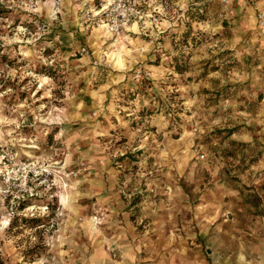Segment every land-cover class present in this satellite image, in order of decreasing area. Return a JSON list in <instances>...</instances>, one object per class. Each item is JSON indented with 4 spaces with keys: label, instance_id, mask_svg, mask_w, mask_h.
<instances>
[{
    "label": "rangeland",
    "instance_id": "1",
    "mask_svg": "<svg viewBox=\"0 0 264 264\" xmlns=\"http://www.w3.org/2000/svg\"><path fill=\"white\" fill-rule=\"evenodd\" d=\"M213 1L185 0L181 7L174 0H156L155 5L152 0H141L148 12L157 14L158 24L164 18L174 23L153 43L149 42L148 34L142 35L146 55L134 62L123 77L106 63L111 61L109 53L121 42L120 34L110 35L109 41L97 50L80 42L74 34L76 29L84 32L93 29L87 28L84 22V12L93 1L73 0L69 9L62 7L59 0H39L42 6L30 10L29 5L36 4L37 0H23V7L19 6L22 0H0V189L5 190L0 196L3 208L12 213L5 229L7 239L0 238V264H39L53 254V239L52 243L45 242L43 232L50 226L53 228L50 237L54 238L58 232L61 223L53 225L52 221L57 218L61 198L53 195L49 201L47 196L35 194L45 188L40 181L55 178L51 170L45 172L43 169L49 165L59 167L67 159V154L54 151L63 149L64 144L56 141L55 134L43 131L45 128L58 131L64 126L45 123L53 118L75 117L70 125L75 132L71 146L79 152L72 159H79L80 154L87 155L83 175L89 172L92 177L98 175L99 169L94 167L99 163L97 157H107L105 167L108 170L128 160L135 165L129 172L141 176L144 175L141 166L145 162L152 168L167 167L163 179L176 183L175 190L186 191L191 207H197L200 201L197 191L209 189L212 178L261 177L264 146L251 156L245 154L241 158L237 152L250 143L261 144L264 104L261 103V90H253L261 89V85L252 81L256 78L261 81L264 71L246 69L247 57L231 48L227 28L210 29L229 12V8L225 10ZM225 25L223 22L224 28ZM152 28L155 27H148L145 32ZM259 37L264 40L260 33ZM72 41L75 46L71 45ZM82 47L88 50L87 54H79ZM101 58L105 63H98ZM251 58L261 60L259 55L248 57ZM131 76L135 79H130ZM49 80L56 85L51 91L46 83ZM146 100L152 104L159 100L168 102L169 111L165 116L183 126L181 134L169 137L167 144L164 136L157 141L161 145V157L170 153L171 158H179L175 168L158 165L155 153H150L145 160L137 159L144 151L142 146L135 145L136 133L141 129L137 128L136 120L122 110L135 105L141 116L147 114L153 118L154 124L149 130L155 136L156 125L161 122L156 118L161 114L149 111L144 105ZM114 113L131 121L120 132L116 128L108 132L109 137H117L115 145L103 135H96L93 140L86 125L98 124L96 131L99 132L107 128L109 116L112 124L120 125ZM164 126L170 127L168 123ZM130 140L137 150H128ZM217 142L222 146L220 149ZM197 156L206 179L201 178L202 184L192 181L194 187L188 192L183 187L182 169L195 168ZM29 166L34 167L29 170ZM11 168L14 182L6 183L3 178ZM65 171L80 172L81 165L69 164ZM148 173L155 175L151 168ZM21 177L25 188L34 189L31 194L20 187ZM34 179L39 187L33 183ZM144 187L147 189L149 185ZM162 187L172 191L171 185ZM59 191L53 186L49 194ZM88 199L93 212L88 217L96 225L93 217L101 219L98 199L94 196ZM140 200V196H134L131 203L126 201L125 208H134ZM69 204L89 208L80 199L73 202L71 197ZM34 205L46 206L50 215H20ZM140 212L142 208H135V214ZM5 215L0 214V221ZM84 217L85 214H81L79 220ZM66 219L65 215L63 220ZM149 221L148 215H140L136 222L138 227L148 230ZM29 228L37 229L38 241L25 237Z\"/></svg>",
    "mask_w": 264,
    "mask_h": 264
},
{
    "label": "clouds",
    "instance_id": "2",
    "mask_svg": "<svg viewBox=\"0 0 264 264\" xmlns=\"http://www.w3.org/2000/svg\"><path fill=\"white\" fill-rule=\"evenodd\" d=\"M60 5L67 6L69 9L73 3V0H59ZM85 2H91V0H85ZM127 2L129 5H133L139 3L140 0H104L103 7L100 11H106L112 8L113 12L125 11L124 4ZM178 6H183L185 0H174ZM229 4L232 3V0H228ZM241 10L251 9L248 12V15H255L256 10H259V15L256 18V22L260 25L261 28H264V0H238ZM156 0H152V4L155 5ZM21 7L24 6L23 0L19 5ZM39 0H37L36 4H30V10H38ZM79 7V5H77ZM59 10V9H57ZM95 13V9H90ZM109 20L113 21V26L115 27V17L110 13ZM103 23V22H102ZM126 23V21H125ZM103 27H107V25H103ZM21 31H27V29H21ZM98 63H105L103 58ZM107 67L111 68L112 62L108 61ZM102 74V73H101ZM130 79H135L134 76L129 77ZM39 79V78H37ZM49 85L48 91H51L52 88H55L56 85L52 81H46ZM253 90L259 91L260 87L254 88ZM10 91V90H9ZM123 91V90H122ZM144 105L148 107L149 111H156L160 113V117L156 119L161 120L159 124L156 125L158 128V132L156 135H152L149 130V126L154 124V119L145 115H140L138 109L135 105H130L126 109L122 111L126 112L127 115L136 120V125L138 129H141L136 133L135 136V145L142 146L144 151L142 156H138V160H145L149 156L150 153H155L157 155V164L165 165L171 168H175L176 162L179 159L178 157L171 158L170 153H165L163 157L159 155L161 151V145L157 143L159 137H165V144L168 142V138L171 136H179L183 130V126L177 124L174 119H168L165 114L169 111L168 102L164 100H159L155 104H152L149 101H144ZM117 115L118 119H120V125H114L111 123L110 116L109 124L106 129H101L99 132L96 131L99 128L98 124L86 125L90 128L92 132L91 138L94 140L96 135H103L106 137L110 143L115 145L117 137L111 136L109 137L108 132L112 128H116L117 132H120L122 128L126 127L131 123L130 120H126L124 116L119 115L118 113H114ZM75 117H64L63 120L59 118H53L51 121H45V123H53V124H64L63 127H60L57 131L55 128H45L44 132L55 134V139L58 142H62L64 144L63 149L54 150L59 153L67 154V159L61 164L59 167L54 165H49V167L44 168L45 172L51 170L55 176L51 181L45 179L40 181V183L45 185V188L42 192L35 193L38 196H47L49 201H52L53 195H59L61 198V207L56 212V220L52 221V224L61 223V230L56 233V235L61 236L62 239L59 243L53 244V254L48 258L47 261H39V264H66L63 257L67 255V253H63L60 251V247L63 243H68L69 241L66 238H63L64 224L67 221L63 220L66 215L65 209H67V214L70 216L72 212V208L69 204V198H72L74 202L76 199L82 200L85 204L89 205L88 215H91V202L88 198L92 196H97V198L101 201V206H107L108 215L105 216L101 213V219L96 220L93 217V221L96 224H105L106 227H111L113 232H117L119 236H127V239L119 240L117 237H113L112 244V253L113 257L120 260V264H130L132 262L133 257H139L141 253L146 255H152L155 257L153 264H168L169 252L175 255L179 260L186 261L191 260L195 257L196 261L203 262V264H224L225 257H228L229 264H264V223L257 222L254 227L256 229V236H249L247 234L235 233L234 231H230L228 234H225L221 231H211L208 229V226H204L203 230L199 233V239L197 240V244L200 246L202 253L206 252L207 255L201 254L200 256H195V249L192 244L189 242L187 238L182 235L174 234L172 237H167L166 231L157 230L154 236H141L139 234L133 235L128 233L127 227H122L121 222L117 219L120 213L123 211L126 201L127 203H131L132 198L134 196H140V202H137L134 208L129 209L132 214H135V208H142L144 215L152 216L153 219L158 217H166L169 212L175 215L177 209L182 206L186 201H178L174 200L171 197L175 196L176 183L170 180L163 179L164 172L167 170V167H159L152 168L150 163L145 162L141 166V171L144 173L143 176L139 174H134V172H129V169L135 168V165L128 161L124 160L122 162H118L116 167L108 170L105 165L107 163V157L100 158L97 157L99 163L94 165V167L99 169V173L96 177H92V174L89 172L88 175H83L84 171H86L87 166L84 165V160L87 159L86 154H80V158L73 161L72 156L76 155L79 152L78 148L72 147V142L75 136L74 129L70 126ZM94 119V117H93ZM168 123L170 127H165L164 124ZM83 131V129H81ZM131 129L129 128V132ZM128 133H124L127 135ZM84 138V137H81ZM215 139V138H213ZM261 144L250 143L249 146L245 149H240L237 152L238 157H243L245 154L251 156L254 151H258L261 146H264V134L260 136ZM136 146L131 144V140L129 143L128 150L135 151ZM222 146L217 142V148L220 149ZM69 164H77L81 165L80 172L74 171H65V168ZM34 166H29V170ZM152 169V172L155 175H150L148 173V169ZM183 171V187L191 192L194 187L192 181H195L196 184H202L203 180L201 178L206 179V174L203 172L202 167L199 162V156L196 159V167L192 169H182ZM82 178H78L81 177ZM91 177V178H90ZM261 180H264V174L260 177ZM22 183L20 187L31 194L34 189H28L24 187L23 177H21ZM248 183H255L256 177H252L251 180L247 181ZM33 183L36 187H39V184H36L35 179ZM90 185V186H89ZM144 185H149L147 189H145ZM162 185H171L172 191L168 192L166 187H162ZM56 186L61 191L52 193L50 190ZM103 191V196L97 195V190ZM4 189H0V192H4ZM155 193H165V195H154ZM23 198V197H20ZM3 197L0 196V214H6L5 218L0 221V238L7 239L5 229L9 226V220L12 216L11 212H8L7 209L3 208L2 204ZM43 204V202H42ZM144 205H148V207H144ZM257 208H264V201H261L257 204ZM163 209V211H162ZM248 215H256V213H247ZM20 215L27 216H46L50 215L49 209L46 206H33L27 209L24 213H20ZM227 216L228 213H225ZM202 223V222H201ZM53 231V228L47 227L43 232L44 240L47 243H52L53 237L49 236V233ZM78 231L75 227H73V235ZM191 233H196L197 229L193 225L190 228ZM103 236V233H100ZM111 235V233H109ZM26 238H31L32 241L39 240V233L37 229H27L25 232ZM155 237H161V242L167 240L173 246L164 253L160 255H156V249L153 248V242ZM103 243V240L100 241ZM187 249V251H185ZM71 258H69V261ZM143 264V261H141Z\"/></svg>",
    "mask_w": 264,
    "mask_h": 264
},
{
    "label": "crops",
    "instance_id": "3",
    "mask_svg": "<svg viewBox=\"0 0 264 264\" xmlns=\"http://www.w3.org/2000/svg\"><path fill=\"white\" fill-rule=\"evenodd\" d=\"M141 2V0H140ZM213 4L220 6L221 4L213 1ZM251 9L241 10L239 2H233L229 6V12L225 18L218 21L210 29L214 31H222L228 29L231 39V48H234L238 53L240 51L247 57L246 69L264 71V40L259 37L258 26L255 15H248ZM223 22L226 24L223 27ZM169 19L164 18L163 21L155 28L148 30V33L143 29L142 24L138 21L131 22L123 28L120 33L121 42L115 46L109 53V58L112 62V69L125 77L127 71L134 62L145 54L146 43L143 41V36L148 34L149 42L157 40L169 25H173ZM74 34L79 38L80 42L97 50L102 45L106 44L110 35L103 28H93L90 32H84L76 29ZM143 35V36H142ZM78 40V41H79ZM71 45H76L71 43ZM150 47V46H147ZM259 55L260 61H254L249 56ZM85 61L86 57H82ZM256 85H261V103L264 104V78L261 81L258 78L252 81ZM85 108L87 105L84 106ZM264 115V110H262ZM264 174V166L261 170ZM212 186L209 189L198 190L197 195L200 200L197 207L190 206V196L183 190H175V196L171 197L174 200L186 201L179 207L173 215L171 212L166 217H158L153 219L149 216V229L144 230L137 226V216L144 215L143 212L135 214L124 207L123 211L117 217L121 222L122 227H127L128 233L135 238L136 234L141 236H154L157 230L166 231L167 237H172L174 234L182 235L189 240L195 249V256L202 253L197 240L200 238L199 233L204 226H208L211 231H221L228 234L230 231L235 233L247 234L256 236L254 225L257 222L264 223V208H257V204L264 201V180L256 178L255 183H248L251 178H212ZM90 186V185H89ZM165 194V193H163ZM98 196H103L101 190H97ZM98 199L97 196H94ZM99 213L107 216V206H101V201L98 199ZM72 212L70 216L67 214V223L64 224L63 238L69 242L63 243L60 251L67 253L63 257L66 264H120V260L113 257L112 240L117 237L119 240L127 239V236H119L117 232H113L111 227H106L105 224H92L88 217L89 208L76 207L71 205ZM163 211V209H162ZM93 212L91 211V214ZM225 213H228L226 216ZM247 213H256V215H248ZM85 214V217L79 220V216ZM136 218V219H135ZM202 222V223H201ZM195 226L196 233H191L190 228ZM73 227L78 231L73 235ZM61 230V226L58 232ZM57 232V233H58ZM103 233V236L100 235ZM111 233V235H109ZM61 236L54 235L53 244L59 243ZM161 237H155L153 248L156 249V255L167 252L173 245L165 240L161 242ZM103 240L101 244L100 241ZM53 246V245H52ZM187 251V249L185 250ZM69 258L71 260L69 261ZM155 257L141 253L139 257H133L130 264H153ZM168 264H198L195 257L191 260L181 261L175 255L169 252ZM203 264V262H199ZM224 264H229L228 257H225Z\"/></svg>",
    "mask_w": 264,
    "mask_h": 264
},
{
    "label": "built area",
    "instance_id": "4",
    "mask_svg": "<svg viewBox=\"0 0 264 264\" xmlns=\"http://www.w3.org/2000/svg\"><path fill=\"white\" fill-rule=\"evenodd\" d=\"M93 1V5L90 8H87L84 12V22L87 28H103L106 32L111 34L112 36H118L123 28L128 26L131 22L138 21L142 24L143 29H147L148 27H156L159 23V17L156 13L148 12L142 5L141 2L133 5H129L127 2L124 4L125 11H115V5L112 8L106 11H100L103 7L104 0H91ZM220 3L223 8L226 10L229 8L230 4L228 0H215ZM233 2H238V0H232ZM95 9V13L90 9ZM110 13L115 17V24L113 26V21L109 20ZM259 15V10H256L255 16L256 18ZM126 21V23H125ZM103 22V23H102ZM103 25H107V27H103ZM258 31L261 36H264V28H261L257 23ZM87 54L88 50L85 47L80 48L79 54ZM13 168L7 172V176L3 178V181L6 183L14 182L13 176L11 173ZM25 177V175H24Z\"/></svg>",
    "mask_w": 264,
    "mask_h": 264
},
{
    "label": "trees",
    "instance_id": "5",
    "mask_svg": "<svg viewBox=\"0 0 264 264\" xmlns=\"http://www.w3.org/2000/svg\"><path fill=\"white\" fill-rule=\"evenodd\" d=\"M179 70L181 71V70H182V68H180ZM22 205H23V204H22ZM30 219L33 221V219H32V218H30ZM35 221H36V220H35ZM35 221H34V222H35ZM33 225H36V224H33Z\"/></svg>",
    "mask_w": 264,
    "mask_h": 264
},
{
    "label": "bare ground",
    "instance_id": "6",
    "mask_svg": "<svg viewBox=\"0 0 264 264\" xmlns=\"http://www.w3.org/2000/svg\"><path fill=\"white\" fill-rule=\"evenodd\" d=\"M98 29V28H97Z\"/></svg>",
    "mask_w": 264,
    "mask_h": 264
}]
</instances>
